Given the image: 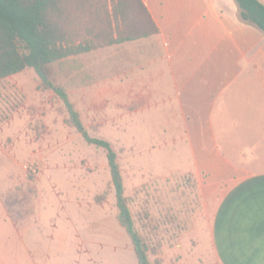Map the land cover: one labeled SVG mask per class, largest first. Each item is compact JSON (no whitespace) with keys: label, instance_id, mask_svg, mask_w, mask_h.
<instances>
[{"label":"rangeland","instance_id":"obj_1","mask_svg":"<svg viewBox=\"0 0 264 264\" xmlns=\"http://www.w3.org/2000/svg\"><path fill=\"white\" fill-rule=\"evenodd\" d=\"M153 53L150 37L139 38L54 64L52 75L89 134L116 151L150 261L217 264L207 231L213 204L190 171L181 124L165 122L166 115L179 116L178 108L172 100L144 108L159 95L143 85L149 76L142 67ZM165 89L161 98L172 95ZM67 117L32 68L0 80V225L43 228L44 238L53 233L64 251L50 264H138L117 220L105 151L86 143Z\"/></svg>","mask_w":264,"mask_h":264},{"label":"crops","instance_id":"obj_2","mask_svg":"<svg viewBox=\"0 0 264 264\" xmlns=\"http://www.w3.org/2000/svg\"><path fill=\"white\" fill-rule=\"evenodd\" d=\"M142 1L158 27L142 73L159 95L144 108H178L165 122L181 124L190 171L213 204L216 263L264 264V31L240 19L235 0ZM43 231L0 225V264H50L64 249Z\"/></svg>","mask_w":264,"mask_h":264},{"label":"trees","instance_id":"obj_3","mask_svg":"<svg viewBox=\"0 0 264 264\" xmlns=\"http://www.w3.org/2000/svg\"><path fill=\"white\" fill-rule=\"evenodd\" d=\"M242 21L264 31V4L235 0ZM158 27L142 0H0V80L32 68L44 89L63 102L67 123L86 143L105 151L114 187L117 220L130 237L138 264H155L135 227L124 194L117 153L109 141L91 136L65 88L56 83L52 65L95 49L152 37Z\"/></svg>","mask_w":264,"mask_h":264}]
</instances>
